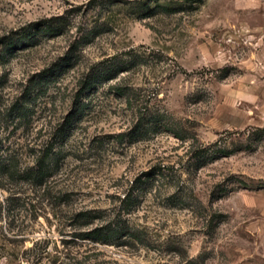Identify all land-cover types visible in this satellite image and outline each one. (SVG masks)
Here are the masks:
<instances>
[{
  "label": "rangeland",
  "instance_id": "374dc122",
  "mask_svg": "<svg viewBox=\"0 0 264 264\" xmlns=\"http://www.w3.org/2000/svg\"><path fill=\"white\" fill-rule=\"evenodd\" d=\"M0 264H264V0H0Z\"/></svg>",
  "mask_w": 264,
  "mask_h": 264
},
{
  "label": "trees",
  "instance_id": "16d2710c",
  "mask_svg": "<svg viewBox=\"0 0 264 264\" xmlns=\"http://www.w3.org/2000/svg\"><path fill=\"white\" fill-rule=\"evenodd\" d=\"M47 29V31H52V29L51 28H46Z\"/></svg>",
  "mask_w": 264,
  "mask_h": 264
}]
</instances>
